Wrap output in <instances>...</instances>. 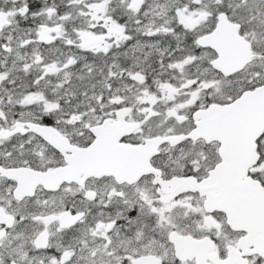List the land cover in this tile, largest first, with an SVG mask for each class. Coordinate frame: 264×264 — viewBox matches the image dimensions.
<instances>
[{
	"label": "snow or ice",
	"instance_id": "snow-or-ice-1",
	"mask_svg": "<svg viewBox=\"0 0 264 264\" xmlns=\"http://www.w3.org/2000/svg\"><path fill=\"white\" fill-rule=\"evenodd\" d=\"M0 264H264V0H0Z\"/></svg>",
	"mask_w": 264,
	"mask_h": 264
}]
</instances>
